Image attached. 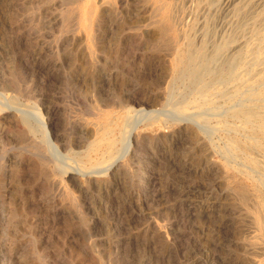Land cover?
<instances>
[{"label": "rangeland", "instance_id": "1", "mask_svg": "<svg viewBox=\"0 0 264 264\" xmlns=\"http://www.w3.org/2000/svg\"><path fill=\"white\" fill-rule=\"evenodd\" d=\"M94 1L87 29V0H0V11L12 13L0 22V39L17 53L7 56L8 76L26 88L31 107L41 90L44 117L55 115L56 133L78 153L64 152L68 163H80L91 124L116 130L135 113L146 115L120 171L83 189L47 164L44 142L42 150L21 134L0 138V165L20 155L35 162L25 172L0 166V264H264V230L255 223L264 203V139L230 116L264 101V0ZM164 6L170 29L160 21ZM178 43L213 69L207 89L196 91L188 74L173 72ZM229 61L234 77L226 74ZM102 101L108 116L97 114ZM223 165L237 171L229 177Z\"/></svg>", "mask_w": 264, "mask_h": 264}, {"label": "bare ground", "instance_id": "2", "mask_svg": "<svg viewBox=\"0 0 264 264\" xmlns=\"http://www.w3.org/2000/svg\"><path fill=\"white\" fill-rule=\"evenodd\" d=\"M6 1L7 0H5V2ZM96 3L97 2H95L94 0H87V2L81 8L82 9L81 18H82V21L84 22V26L87 29L91 28L92 19L95 16L96 12L98 11V6ZM105 3H106L105 0H100V6L101 7L103 5H105ZM168 11H169L168 6H164L160 10L159 16H160V21L167 23L168 24L167 27H168V29H170L171 25H169L170 16L168 14ZM11 14L12 13L8 10V8L1 10L0 11V22L7 21L10 17H12ZM5 24H6V22H5ZM184 24H185V22H184ZM171 32L175 35L174 29H171ZM82 34H84V33H82ZM4 41L6 42V45H4L5 43L2 44ZM8 44H9L8 39H0V47L2 48V45H3L2 52H0V60L4 59V61L3 60L0 61V138L3 139L6 136L10 137L14 133L15 134L16 133L21 134L24 138V143L30 144L31 146H34V147H39L41 149L44 146V144L43 145H41V144H42V142H44L45 146L47 144L49 146V149H51V152L53 153V154L50 153V155L49 154L47 155V153H46V159L45 160H47V164H49V166L51 165V168L55 172L61 174V180H63V182L69 183L77 189H83V187H84L83 183H87L90 185L91 184H93V185L94 184H102L103 185V183L109 181V179L111 177H113L114 174H116L120 171L121 166H122V161L125 159V154L129 150V148L132 147V144L135 143L136 140L138 139L139 130L137 129L138 128L137 124L139 125L138 121L140 119H142L143 117H145L146 115L135 113L136 115L132 118L133 120L130 119V121H128L127 124H125L122 128L116 129V130L120 131L119 133L121 134V136L123 138V148L119 153H116V151H115V145H116L115 127L113 129L109 125L104 126V127H99V125H97V124L93 123V126L91 124L88 127L90 130V135H91V131H93L94 138L93 139L91 138V140L87 146V149L85 150L83 155L79 157L80 163L71 165L70 163H68V161H66V160H69L70 157L65 155V157L63 158L61 156L64 152H65V154H70V153L74 152L75 150L73 151L71 148V146L73 144H71V146H69L70 143L69 144L64 143L63 140L56 133L54 125L57 122H56V117L54 114L53 115L49 114L48 116L46 115L47 118L44 117L41 90L39 89L38 92L35 94L36 102L31 107L25 101V98L27 96L26 88L19 86L18 84H15L14 80L11 77L9 78L8 75H10V73L7 70L8 63H6V61L8 60L9 56H11V60L13 61L15 59V56H16L15 54H17V53H15V54L12 53L11 50H13V48L11 49L8 46ZM198 60H199V62H198ZM19 64H20V67L23 68L24 66L27 65V62L24 60H21ZM171 65H172V70L175 74L176 73L181 74L183 72V75H185V74L189 75V77L192 79V82H193V88L196 89V91L201 92V91L207 89V87H208L207 82L209 83V81H207L206 79L211 78V76L213 74V69L211 67H208V64H205L204 56L202 55L201 52H199V51H194V52L186 51L184 48V45H182V43H178V45L175 48L174 57L171 60ZM219 65H220V63H219ZM225 65H226L227 71H228V73H226V74H229V76L234 77V75H235V73L233 72V69H234L233 65L234 64L232 65L231 61H229ZM35 67H39V64L37 63V66H35ZM204 69H206V70H204ZM186 77H188V76H186ZM212 78H214V77H212ZM186 80H188V79L186 78ZM40 81H39V83H40ZM213 85H215V84H212V86ZM212 86H210V87H212ZM191 88H192V86H191ZM214 92L216 93L217 91H214ZM238 94H239V92H238ZM238 94H236V95H238ZM236 95H234V96H236ZM262 98H264V96ZM251 100H253V99H251ZM258 100H259V98H258ZM245 104H246V102H245ZM98 106H100L101 108L106 107L107 105L105 104V102L102 101V102H99L97 104L96 110L99 111V113L97 112V114H101L103 116H108L110 114L109 111H104V110L100 109ZM176 111H178V110H175V111L173 110V111H171V113L173 114ZM213 112H215V110ZM181 113L182 114H180V115L175 114V116L177 118H179L180 121L184 120L185 119L184 116H186V115H183L184 112H181ZM200 115L205 116L204 114H200ZM230 116L235 117V118H239L241 120L240 123H242L243 125L255 126L254 131H256V133L259 135L260 138L264 139V101L260 102L259 108H250V107H245L243 105L232 108L230 111ZM196 119L199 120L200 118L196 117ZM114 122H115V120H114ZM124 122H125V120H124ZM153 125H154V123H144L142 126L148 127L150 129L151 127H155ZM156 127H159L158 124H156ZM195 129L197 130V132L199 134L198 136H200L203 139H207V138H205L206 136H204L206 131L204 130V128L202 127L201 124H198L195 127ZM245 129H246V127H245ZM85 130H88V128L82 127V130H81L82 133ZM31 133L32 134L34 133L33 135L34 136L36 135V137L35 138L30 137ZM87 135H88V133H87ZM247 140L249 141V137ZM256 140H255V142H256ZM32 142H33V144H32ZM230 142H232V141H230ZM233 142H235V141H233ZM246 143H247V141H246ZM258 144H261V146L264 150V141H262V143L259 142ZM73 147L76 148L77 145L74 144ZM34 150H35V148H34ZM233 150H236V149H233ZM238 150H241V149H238ZM260 151H262V150H260ZM35 152H36V150H35ZM42 152H44V151H42ZM74 153L78 154L77 152H74ZM91 153H94L95 157H91V155H90ZM32 155H34V154H32ZM57 157H61L64 160H59V158H57ZM248 158H249V156H248ZM253 160H254V158H253ZM34 163H35L34 160L31 161L27 157L20 155V157L18 158V160L14 164L3 162V163H1L0 166L3 167V169L6 172L9 169H11L12 167H16V169L20 172H25L30 167L34 166ZM222 167H223L224 172L227 175H230L229 177L233 176L232 174L237 171L235 169L236 167L233 168L232 166H226V165H223ZM253 168H255V167H253ZM238 175H239V180H241L242 182H249L253 186L256 185L255 179L245 177L240 173ZM149 181H150V179H149ZM252 193L254 194V191ZM256 203L259 204L258 201ZM263 220H264V203L262 205L261 204L259 205V209L256 211V216H255V223L257 224L260 231L264 230ZM252 221H254V220H252ZM254 225L255 224H253V226ZM257 226H254V227L257 228ZM164 235H166V234L164 233ZM164 235L162 234V236H164ZM257 239H259V238H257Z\"/></svg>", "mask_w": 264, "mask_h": 264}]
</instances>
